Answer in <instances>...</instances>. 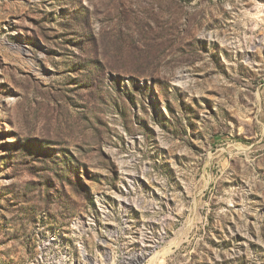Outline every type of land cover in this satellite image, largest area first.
<instances>
[{
    "label": "rangeland",
    "instance_id": "1",
    "mask_svg": "<svg viewBox=\"0 0 264 264\" xmlns=\"http://www.w3.org/2000/svg\"><path fill=\"white\" fill-rule=\"evenodd\" d=\"M0 264H264V0H0Z\"/></svg>",
    "mask_w": 264,
    "mask_h": 264
}]
</instances>
